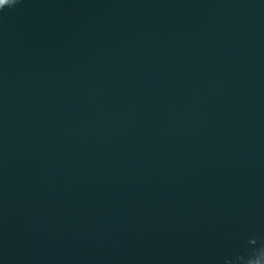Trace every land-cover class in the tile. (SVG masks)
<instances>
[{"label":"water","instance_id":"95a60500","mask_svg":"<svg viewBox=\"0 0 264 264\" xmlns=\"http://www.w3.org/2000/svg\"><path fill=\"white\" fill-rule=\"evenodd\" d=\"M0 9V264H264V0Z\"/></svg>","mask_w":264,"mask_h":264},{"label":"clouds","instance_id":"9594fccd","mask_svg":"<svg viewBox=\"0 0 264 264\" xmlns=\"http://www.w3.org/2000/svg\"><path fill=\"white\" fill-rule=\"evenodd\" d=\"M7 6H11L16 3V0H6ZM4 4H0V9H3Z\"/></svg>","mask_w":264,"mask_h":264},{"label":"snow or ice","instance_id":"6c2138e0","mask_svg":"<svg viewBox=\"0 0 264 264\" xmlns=\"http://www.w3.org/2000/svg\"><path fill=\"white\" fill-rule=\"evenodd\" d=\"M5 2V0H0V4H3Z\"/></svg>","mask_w":264,"mask_h":264}]
</instances>
